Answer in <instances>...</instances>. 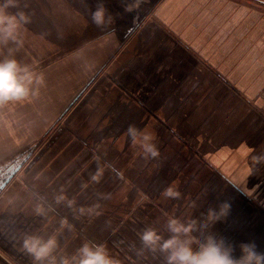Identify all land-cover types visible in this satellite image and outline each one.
<instances>
[{"label": "crops", "instance_id": "obj_1", "mask_svg": "<svg viewBox=\"0 0 264 264\" xmlns=\"http://www.w3.org/2000/svg\"><path fill=\"white\" fill-rule=\"evenodd\" d=\"M143 1L145 2V0ZM157 1L159 0H156V4ZM99 4H103L102 0H20L19 9H10L13 13L17 10L24 11L30 17V23L25 25L26 31L22 35L23 47L15 50L10 58H15L21 64L23 59H26L32 68L35 67L34 64L45 63L42 67L34 69L43 73L44 85L39 88V95L31 101V106L36 111L41 109L40 111L48 114L44 124H42V127L46 128L41 133L42 135H45L48 129L58 122L59 124L56 126L59 128L67 119L64 118V115L71 110L73 111L91 89L88 85L92 82L93 75L99 73L100 77L103 76L104 72H100V69L110 61L111 64L117 62L119 53L116 51L119 46L116 40L114 37L113 39L110 38L111 35L109 34H107L108 38L103 36V31H109L110 26L97 27L91 19L92 12L96 10ZM105 8L107 9V7ZM147 15V21L152 16L155 18L158 23L156 27L159 31L163 30L173 35L171 40L165 41V47L168 49L164 53L166 55L165 61L156 64L154 60L155 52L152 49L157 50L159 45L153 46L151 49V46L146 45L148 43L143 41L127 43L130 47L129 50L133 44H136V47H143L142 56L134 55L131 57L132 65L128 64L125 68L127 70L124 69L120 72L115 70L116 73L111 75L113 88L98 90L100 99L97 103L92 104H95L92 110L99 111L97 106H106L104 112H113L117 116L121 112L122 116L127 117L128 125L133 124L139 129H147L150 132L155 125L167 129L165 122L167 115L161 117L158 113L156 116L153 112L165 113L170 111L171 118L176 123L182 119L186 125L207 126V136L201 142V149L198 138H194L192 135L188 136L191 133L186 132V134L177 135L174 138L168 136L175 145L173 147V144L170 143L173 149H177L178 146H181V149H177L173 153L169 151L170 153L166 155L164 160L162 155L166 152V147L163 146L158 149L160 150L158 157L145 158L139 146L134 147L131 144L129 137L125 136L123 141L119 138V131H116L114 135L102 137L98 142L87 140L90 146H84L83 150L88 152V158V155L85 157L81 155L80 143L75 138L72 139L71 136L67 137L66 146L63 145L65 154L69 155L67 151H69L70 145L73 146V151L68 160L66 159L62 163V166H65L64 169L70 165L65 171L66 175L64 172L60 176H63L62 178L68 176L67 178L70 179L79 171L77 179L81 177V181L78 180L81 183L78 182L76 187L78 190L74 189L70 192H75L77 197L83 193L84 195L90 194L92 199L95 198L94 202L96 203L94 214L88 216L85 212L82 219H78L80 227L78 226L77 232L72 228L77 233L74 239L80 242L82 240L83 244L91 242L104 245L109 237L110 240L113 236L120 237L119 232L122 230L121 225L124 221L132 227L139 225L144 228L143 224H139L140 220L145 221L144 217L137 218L139 220L128 217L122 219V216L119 217L118 215L119 212L127 215L130 210H134L136 207L133 203L131 204L130 200H127L128 192L144 191L138 187L139 181L143 185L149 184V188H151L152 180L149 183L150 171H152V167L156 169L154 165H157L156 163L159 161H164L163 164L159 162L157 173V176L164 177L165 180L164 187L160 189L162 191L161 197L169 189L178 192L184 187L182 180L183 162L189 158L192 161L191 165H193L190 167V172L192 169L194 172L184 175L191 180H186L185 186L187 187H185L183 196L187 194V189L194 179L198 183L199 178L197 177L200 173V167L203 166L209 170L208 178L203 182L208 183L207 186L210 183V188L206 187V189L203 186L202 190L199 191L200 193L197 192L196 196H191V201L186 205L187 208L193 206L190 218L186 217V211H181L176 216L177 219L185 224L192 221L197 223V216H205L206 223L210 224V234L217 238H223L230 244L232 240L244 237L245 243L256 244L264 233V164L258 165V171H255L251 176H248V169L251 166L253 155L264 154V9L248 7L245 4L240 5L239 2H231L230 0H187L184 4L182 0H175L174 2L160 0L155 9L152 12H147ZM200 30L203 33L197 35L195 31ZM114 31L115 28L111 33ZM89 32L99 34L95 35L94 40L82 39ZM177 37V41L181 40L182 43L183 41H190V47L186 48V54L183 55V58L190 64H197V72L191 70L183 74V68L177 67V56L181 52L174 42ZM149 44L152 45V42ZM8 48L15 49V45L9 43L7 46L0 47V59L8 57ZM173 48H175L174 53L172 52ZM67 49L68 51L65 52ZM197 49L199 51L196 52ZM219 49L222 53L236 49V53L230 58H225L226 55L222 54L223 61L221 59L216 61L211 55L207 57L208 52L214 54ZM59 50L61 51L58 52ZM238 50L240 61L239 64L236 62L235 65L239 66L232 67L230 63L238 61ZM56 52H58L57 54L63 52L64 57L58 61L55 59L47 65L44 58L49 56L54 58ZM127 52L129 51L127 50ZM89 54H95L94 58L85 57ZM254 58L257 64L255 70L251 67ZM202 63L205 66L210 65V78L205 71H200L199 66ZM88 64L91 66L87 70ZM146 64L155 65L153 73L147 74L148 65L145 67ZM81 65H84L83 70L77 69ZM51 70L57 72H49ZM216 70L225 75H221ZM132 79L144 80L141 84L142 87L128 89L119 84L120 80ZM158 79H177L178 81L210 79V104L200 105L196 100L197 98L194 101H192L193 98L183 101L182 97L185 94L198 97L206 92L199 89L197 85L183 88L180 83L178 89H173L175 91L174 99L166 98L164 96L165 87L162 89L151 88L154 86L151 80ZM145 81L150 85L149 89L144 88L147 85ZM120 86L122 87L120 88ZM158 90L162 94L156 93ZM142 91L143 94L140 93ZM161 95L164 97L159 99ZM154 96H158V100H152ZM17 104L19 103L0 108V128L10 124L8 116L16 111L12 110V107ZM90 105L91 103L87 102L85 106ZM206 112L208 113L207 116L205 115ZM152 116L156 117L157 120ZM103 122L102 120H94L92 125L88 122L85 125L99 131L98 129ZM116 126L118 127V125ZM56 132L59 134L67 133L62 130ZM156 140L158 138H155V143ZM166 140L163 142L165 146L168 144ZM182 148L187 152L182 151ZM195 148H199L200 151H193ZM139 151L142 152L144 159L139 167L141 170L133 169L134 165L132 164L131 169L134 170V173L130 174L125 165L121 168L118 167L120 166L119 160L123 156L128 155L126 161L129 163L132 160L131 157ZM169 156L171 158H168ZM89 159L91 161L87 164ZM76 161L80 162L76 163ZM74 163L77 164L76 167ZM145 175L147 179H144ZM60 176L54 175L55 178ZM6 184L3 185L4 188L7 186ZM106 185L108 187L103 189ZM3 187L1 186V189ZM29 187L32 193V184L22 183L23 189H29ZM91 187H94V191L91 190ZM120 190L124 191L121 196H119ZM100 193H104V195L102 196ZM180 193L178 197L169 200L170 206L174 205L176 210L179 207L183 208V198H179ZM205 196V202L200 205L202 197ZM91 198L85 202H91ZM30 201H33L36 206L42 205L44 209H50L51 216L54 217L55 213L52 207L47 203L40 202L36 194ZM225 202L230 205L227 216L214 224L208 223L209 209L218 211L219 206ZM86 204L88 205V203ZM16 205V210L19 211L15 214L14 223L20 224L19 220H21L22 224L31 226L17 227L14 235L11 234V230L0 228V264H23L27 262H23V254L26 256L27 254L22 250L20 239L24 234L38 235L40 233L38 225L40 215H37L36 210L33 213L22 203ZM138 207L144 209L147 206ZM44 212H46V219L48 220L47 211ZM23 217L26 220L25 223ZM52 224L50 219L48 226H46L47 233H54ZM236 224L238 227H234ZM134 230L132 232L133 237L140 239L143 231L138 230L137 233L136 228ZM243 233L246 234L243 236ZM166 234L169 233L166 232ZM197 234L195 232V236ZM3 235L4 237H2ZM191 236H193V232ZM133 241L136 242V240ZM142 249L145 251L144 245ZM234 255L238 257L240 253H234ZM29 258V264H33L32 258L30 256Z\"/></svg>", "mask_w": 264, "mask_h": 264}, {"label": "rangeland", "instance_id": "obj_2", "mask_svg": "<svg viewBox=\"0 0 264 264\" xmlns=\"http://www.w3.org/2000/svg\"><path fill=\"white\" fill-rule=\"evenodd\" d=\"M99 1V0H98ZM174 2L175 0H168ZM177 1V0H176ZM183 4L187 0H182ZM229 1V0H225ZM231 2H239L240 5H246L248 7H260L264 9V3L261 1L264 0H230ZM104 7H107V14L111 15L113 17V24L110 25L109 29L113 31V28H115L113 35H111L110 38L116 40L117 45L119 46L117 49L118 59L117 62L114 64H111V61L109 63H106L102 69H100V72H104V75L100 77L99 73H97L94 77L92 76V82L88 85L91 89L88 91L87 95L84 96L79 102V104L74 108V110L67 112L64 115V118L66 119L59 128H57L56 123L54 126L52 125L48 132H46L45 135H42L46 128L42 127V124H44V121L46 120V115H48L46 112L40 111L41 109H38L37 111L31 106V101L34 98H31L28 101L22 102L17 104L16 106L12 107V110H16L12 115L8 116L9 123L6 127L0 128V228L3 227V229L11 230L12 235L16 234V228L17 227H30L31 225L22 224V221H20V224H15V214L19 211L16 210V204L22 203L26 207L31 209V211L34 213L37 206L33 201H30L32 198H34V195L36 194L38 196V199L42 203H47L50 205L54 211V217L51 216L50 209H44V211H47L48 220L46 219V212H44V215H40V220L38 222V225L40 227L38 233L39 236L43 237L44 239H47L49 236L56 235L57 241H58V249L54 253L57 259V264H59V261L61 258H67L71 261L73 256L77 255V251L79 248L83 246L82 240L77 241L74 239V237L77 235L73 231V229L77 232V228L79 226L78 219H82L83 214L86 212L89 216L90 214H94L96 212V208L94 205L96 204L95 198H91L89 195H80V197H77L74 189H77L78 182L81 181V177L77 179V174L79 171H77V174H74L70 179L67 177L62 178V175L67 169H64V165L62 166V163L71 156V153L73 151V146L70 145L68 147L69 155L65 154V143L67 141V137H72L77 140L78 143H80V153L81 155L87 156L88 152L86 150H83L84 146L89 147L87 140L90 142H95L101 140L104 136L114 135L116 131H119V138L123 141L124 137L126 136V130L128 125L127 117L122 116L121 112L117 116L116 113L113 112H104L106 109L102 107L101 105L97 106L99 111H93L92 108L95 107V104L100 99L99 91L98 90H106L113 88L112 81H111V75L115 74L116 72L123 71L128 64L132 65V62H130L131 57L134 55L142 56V50H144L143 47H136V44H133V47H128V44L131 42H137V41H143L145 43H148L146 45L151 46V49L153 46H158L157 50L152 49V51L155 52L154 60L156 64L164 62L165 61V54L168 50L165 47V41L171 40L170 33L165 32L163 30L157 29V21L152 16L150 17V20L147 21L148 15L147 12H152L156 5L160 2L156 0H102ZM227 3V2H226ZM156 4V5H155ZM150 7V8H149ZM149 8V11H147ZM237 8V7H236ZM146 13V14H145ZM156 24V25H154ZM154 25V26H153ZM103 31V36L107 37V34L111 33V31ZM197 35H201L203 33L200 31H195ZM99 33L89 32L85 37L82 39L86 40H94L95 35H98ZM97 37V36H96ZM108 38V37H107ZM81 39V40H82ZM174 39L175 45H178L177 49L181 50L180 53H178V68H183V74H185L187 71L193 70L194 72H197L198 65L189 63L186 61V59L183 58V55L186 53V48L190 47V41H177ZM190 40V39H189ZM149 42H152V45L149 44ZM104 43V42H103ZM141 45V44H139ZM124 47V48H123ZM185 47V48H184ZM143 48V49H142ZM172 52H175V48H173ZM62 50V49H61ZM59 50L58 52H60ZM127 50L130 52H127ZM68 51L65 50V52ZM199 51V49L196 50V52ZM58 52L54 53L53 56L45 57L44 61H46V64L48 65L51 61L55 60L58 61L62 59L64 56L61 54H57ZM127 52V54H126ZM163 52V53H160ZM234 53H236L235 50H231L228 53L224 52L219 49L216 53L210 54L208 52L207 57H211L215 59L216 61H223V55H226L225 58H230ZM124 55V56H123ZM95 54H89L85 57H88V59L94 58ZM238 61H234L230 63L232 67L239 65H235L236 62L240 61V53L238 50L237 54ZM28 60L23 59L22 64L23 65H29ZM245 62V59H244ZM34 64L35 66L33 69H37L39 67H42L44 64ZM148 65V66H147ZM30 66V65H29ZM91 65H87V70L90 68ZM147 66V74L153 73L155 69V65L146 64ZM256 59H253V62L251 63V67L255 70ZM84 65H81L77 67V69L83 70ZM137 67V65H136ZM200 71H205L207 76L210 78V65L207 64L206 66L200 64L199 66ZM99 70V69H98ZM97 70V71H98ZM116 70V72H115ZM127 70V69H125ZM220 70V69H219ZM46 71V70H45ZM73 71V70H72ZM49 72H57V71H49ZM216 72L220 73L221 75H225L223 72H220L216 70ZM111 73V74H110ZM190 75V74H189ZM91 76V75H90ZM89 76V77H90ZM194 76V74H193ZM144 80H120L119 84L123 87L126 86L128 89H134L138 88L139 86L142 87V83ZM146 82V81H145ZM151 82L154 84L152 89H162L165 87L166 93L164 96L166 98H172L174 99V88L178 89L179 84H182L183 88H187L190 86H196L206 91L202 94H200L198 97L196 96H190L183 95V101L187 99H192V101L196 100L199 102L200 105H206V103L210 104V79H199L198 81H190V80H182L178 81L176 80H151ZM195 82H197L195 84ZM147 85L144 86L145 89H149L150 85L148 82H146ZM120 86V88L122 87ZM88 87V88H89ZM62 91V88H60ZM159 91V90H158ZM156 91V93H161V91ZM143 94V91L140 92ZM58 94V93H57ZM162 94V93H161ZM127 95V94H126ZM44 96V95H42ZM164 96H160L159 99L163 98ZM152 100H158V96H154ZM87 102H90V106H85ZM146 113V112H145ZM154 115L160 113V116H165V122H166V128L154 126L152 129V133L155 134V138H158L156 140V144L158 149L161 147L165 148V153L162 155V159L164 160L166 155L170 152L177 151V149H181V146L177 149H173L175 146L171 141H173L170 137L172 136H181L182 134H186V132L191 133L187 134L188 136L192 135L194 138H198V141L201 143L203 139H206L207 134V126L202 127L197 125H186L185 121L182 119L179 120V123H176V121L172 120L170 111L167 112H153ZM188 113V112H187ZM185 113V114H187ZM126 114V113H124ZM210 114V113H209ZM205 115L207 116L208 113L206 112ZM157 116V115H156ZM103 117V119H101ZM154 117V116H152ZM155 120H157L156 117H154ZM94 120H102L104 121L103 124L99 127V131H96L93 129V127L89 125H85L86 122L93 124ZM123 120V121H122ZM75 127H73V126ZM118 125V127L116 126ZM57 128V129H56ZM62 130L63 132H67L66 134H59L56 131ZM54 132V133H53ZM62 132V133H63ZM63 135V136H61ZM68 135V136H66ZM84 135V136H83ZM66 136V137H65ZM84 138H83V137ZM186 137V135H185ZM86 138V139H85ZM162 138V139H159ZM168 142V144L165 146L164 140ZM175 140V139H174ZM87 142V143H86ZM160 143V144H158ZM173 144V147L171 146ZM194 147V146H193ZM196 147V145H195ZM202 147V143L200 144V149ZM199 148L193 149V151H200ZM172 150V151H171ZM188 150V149H187ZM160 151V150H159ZM170 151V152H169ZM182 151H186L182 148ZM64 152V153H62ZM187 152V151H186ZM190 152V150H188ZM140 155V156H138ZM101 156L100 154L98 155ZM128 155L123 156L119 162L121 166L125 165L126 169H128V172L134 173L133 169H139V167L142 164V161L144 160L142 158V152H138L136 155L131 157V161L127 163L126 157ZM89 155L87 156V158ZM186 157V156H185ZM134 158V159H133ZM168 158H171L169 156ZM169 160V159H167ZM82 161V160H80ZM76 161V163L80 162ZM91 159L87 162L90 163ZM160 164H163L164 161H159ZM158 163L157 165H154L156 169L152 167V171H150V179L149 183L152 180V186L149 188V184H141L139 181L138 187L140 189H144V191H130L128 192V199L131 201V204L133 203L136 205L134 210H130V212L125 215L122 212H119V217L121 218H143L144 222L140 220V225L143 224L144 228H141L139 225L132 227V225H127V222L124 221V223L121 225L122 230L119 232V238L117 236H113L110 240V237L105 241L104 245L106 246L109 256L119 262V264H166V253H161L159 251V248L155 251H149V249L145 248V251L142 249L143 244L140 239H137L136 237H133V231L136 228V231L138 233L139 231H145L149 228L155 230L159 236L162 237L163 240H167L171 237V233L168 231V220L170 218L177 219L176 217L178 214L181 213V211H186V217L190 218V212L192 213L193 206H189L187 208V204L191 201L192 195H197L200 193L199 191L202 190V187L210 188L207 186L208 183L203 180H207V173H209L208 168H205V166L200 167V173L198 174L199 178L198 183L196 182V179L193 180V183L188 187L187 194L183 196V193H185V182L186 180L190 181L191 179L187 176L185 177V174H188L190 172V167L192 161L191 159L187 158L183 162V189L178 191L180 193V199L183 198L182 206L183 208H177V210L174 208V205L170 206V199H174V197L166 196L165 194L163 197H161L162 191L161 188L165 185L164 177L161 178L157 176L158 173ZM74 163V165L76 164ZM133 166V169H131V165ZM73 165V167H74ZM77 164L75 165V167ZM74 167V168H75ZM77 169V168H76ZM141 170V169H139ZM145 173L147 170H144ZM191 172H194V169H192ZM190 172V173H191ZM56 173V174H55ZM58 175L60 177L55 178L54 175ZM155 176H152V175ZM66 175V172H65ZM64 175V176H65ZM147 175V173H146ZM146 175L144 176V179L146 178ZM142 177V174H141ZM80 180V181H78ZM52 181H54L52 183ZM104 181L102 180V183ZM7 183L6 187L4 188L2 185ZM22 183H29L32 184V193L31 188L29 189H23ZM81 183V182H80ZM81 185V184H80ZM1 186L3 187L1 189ZM79 187V186H78ZM108 187V185L104 186ZM204 188V189H205ZM64 189V190H63ZM207 189V188H206ZM78 190V189H77ZM91 190L94 191V187H91ZM124 191H119V196L123 194ZM198 192V193H197ZM102 196L104 193H100ZM126 194V193H125ZM12 196L9 198V196ZM3 196V197H2ZM17 197V198H16ZM63 197V199H59ZM92 199L91 202H85L86 200ZM194 198V196H193ZM205 197H202V201H200V205L205 202ZM59 199V202H57ZM69 202H71V206H69ZM88 203V205L86 204ZM145 205L147 207L139 208L138 206ZM84 206V207H83ZM21 208V207H20ZM206 210V209H205ZM125 211V210H124ZM177 212V213H176ZM183 214V213H182ZM194 214V213H193ZM81 216V217H79ZM117 218V215H115ZM205 216H197V223H196V230L193 231V237H196L197 239L203 241L204 237L210 234V224L206 223V217ZM169 218V219H168ZM46 219V220H45ZM52 220V227L54 228V233H47V228L49 224V220ZM66 219L68 224L71 225V230L69 228L64 227L61 228V220ZM29 220V219H28ZM139 220V219H137ZM129 221V220H128ZM23 222L25 223L26 220L23 217ZM239 222V220H238ZM45 223V224H44ZM48 223V224H47ZM44 224V225H43ZM23 225V226H22ZM205 225H207L205 227ZM49 227H51L49 225ZM80 227V226H79ZM234 227H238V224H236ZM73 228V229H72ZM164 231V232H162ZM25 232V230H24ZM162 232V233H161ZM169 233L166 234L165 233ZM195 232L198 234L195 236ZM246 233H243L244 236ZM5 235V234H4ZM4 235L2 237H4ZM25 236V234L20 239V242L22 244V239ZM232 237V235H231ZM244 237L236 238L235 240L231 241V245L234 246L235 253L239 254V245L245 243L243 240ZM98 240V239H97ZM96 240V243L98 242ZM133 240H136L134 242ZM91 243V242H90ZM95 244V243H91ZM257 246L258 251L264 252V233L259 238V241L255 244ZM145 247V246H144ZM196 245H193V248L195 249ZM146 253L147 255H145ZM28 256V255H27ZM25 254H23V264H29L30 258L27 257Z\"/></svg>", "mask_w": 264, "mask_h": 264}, {"label": "clouds", "instance_id": "obj_3", "mask_svg": "<svg viewBox=\"0 0 264 264\" xmlns=\"http://www.w3.org/2000/svg\"><path fill=\"white\" fill-rule=\"evenodd\" d=\"M19 7L20 0H0V47L7 46L9 43L15 45V49L8 48V57L0 59V108L38 96L39 88L44 85L43 73L35 71L29 65L21 64L15 58H10L15 50L23 47L22 35L26 31L25 25L30 23V17L24 11L17 10L15 13L10 11ZM91 19L97 27L101 28L110 26L114 22L103 4L96 7L91 14ZM125 135L130 138L134 147L139 146L145 158L159 156L157 144L154 142V133L130 124ZM260 164H264V154L253 155L248 176L258 171L257 166ZM165 195L178 197L179 193L169 189ZM229 209L230 205L226 202L219 206L218 211L209 209L207 222L214 224L220 221L227 216ZM36 213L37 215L45 214L42 205L37 206ZM60 224L61 228L67 227L71 230L72 226L66 219L61 220ZM167 227L172 234L167 240L162 241V237L151 228L145 230L140 237L145 248L155 251L158 247L161 253L167 254L166 264H264V252L258 251L254 243L239 245L240 255L237 257L234 255L236 250L234 246L223 238L209 234L201 241L191 236V233L196 230L195 221L185 224L178 219L170 218ZM193 245H196L195 249ZM58 246L56 235L49 236L47 239L39 235H25L22 239V250L32 258L33 264H57L54 253ZM59 264H119V262L109 256L105 245L85 242L71 261L61 258Z\"/></svg>", "mask_w": 264, "mask_h": 264}, {"label": "trees", "instance_id": "obj_4", "mask_svg": "<svg viewBox=\"0 0 264 264\" xmlns=\"http://www.w3.org/2000/svg\"><path fill=\"white\" fill-rule=\"evenodd\" d=\"M262 3H264V1H261Z\"/></svg>", "mask_w": 264, "mask_h": 264}, {"label": "water", "instance_id": "obj_5", "mask_svg": "<svg viewBox=\"0 0 264 264\" xmlns=\"http://www.w3.org/2000/svg\"><path fill=\"white\" fill-rule=\"evenodd\" d=\"M3 185H4V184H3ZM3 185H2V186H3Z\"/></svg>", "mask_w": 264, "mask_h": 264}, {"label": "bare ground", "instance_id": "obj_6", "mask_svg": "<svg viewBox=\"0 0 264 264\" xmlns=\"http://www.w3.org/2000/svg\"><path fill=\"white\" fill-rule=\"evenodd\" d=\"M124 143V142H123Z\"/></svg>", "mask_w": 264, "mask_h": 264}]
</instances>
